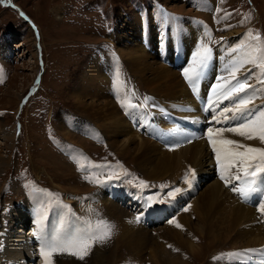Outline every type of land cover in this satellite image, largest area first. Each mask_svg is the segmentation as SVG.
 <instances>
[{
	"label": "rangeland",
	"instance_id": "374dc122",
	"mask_svg": "<svg viewBox=\"0 0 264 264\" xmlns=\"http://www.w3.org/2000/svg\"><path fill=\"white\" fill-rule=\"evenodd\" d=\"M140 1L144 2V0H16L17 4L26 9L25 11L34 17L38 24L41 40L44 45L45 58L47 60L43 81L37 93L41 94V96L33 98L25 107L22 113V121L24 124L23 132L20 137H17L15 134L14 123L15 112L17 111L18 105L23 96L34 85L33 78L39 69V61L35 49L37 37L18 16L16 12L17 10L15 11L13 8L3 4V0H0V60L8 64L10 71L8 82L0 86V200L2 199V190L7 176L13 171L17 172L22 166L29 167L32 173L40 178L44 184H50V186L52 185V187L56 189L65 192H73L74 194L92 190L88 184H85L78 179L70 161L62 154L57 153L49 145L47 135L50 130H47L46 126L51 117V124H53L51 126H53L56 132L62 135L64 139L71 140L91 151H96V154L100 157H110L113 163L118 162V166L113 168V172H124V170L134 171L141 178L144 177V181L148 185L145 187V190L148 192L149 197H158L159 200L164 201L162 202L164 204L174 203L176 209L175 212L178 213V215L186 213L188 217L189 209L192 205L190 202L220 177V169L217 167V164H213L211 160L204 158V167L195 170L196 175H201L199 177V184L197 185L195 183V190L190 188L195 194L187 193L186 187L188 184L181 183V180L175 179L171 176L155 180L146 172L140 170L132 154L126 153L122 155L119 153L118 149L112 145L110 135L107 137L105 136L108 143L107 148L102 147L101 149L100 146H97L80 135L72 132L64 123V119L61 115L62 110L73 111L79 116L87 119V121H91L84 114L86 103L85 105L81 103L75 95H78L81 86L86 88L88 93L93 95L91 92L92 88L89 90L90 87H93V83L95 82L93 81L94 75L91 73L93 70L96 73V78L99 77L96 81L104 82V85L102 84V91L112 90L110 86L111 79L116 77L117 82L114 84L124 88L125 92H123V96L125 93L127 94L120 76L122 73L128 74L129 72L131 76L135 77L134 79L137 84L135 89L144 95H147L148 93L150 94L144 81L135 75V73L129 68L126 58L124 60L122 56V51L126 50L124 47L129 45L135 46L138 40L141 39V45L147 48L151 45L157 49L156 56L160 59L158 50L159 24L153 20L152 22H149L148 27L146 24H144V27H141V18L138 13V2ZM162 1L169 7L176 11H180L183 14H188L192 11V14L199 12L193 8L192 4L183 2V0ZM192 1L193 3L196 2L195 0ZM220 1L222 0H218V2ZM96 2H99V4L102 5V9L94 7ZM251 2L252 4H250L248 0H223V7H221L219 16L217 17L220 22V33L231 36L233 33L240 30L241 37L245 39V33H247L248 29L251 27L253 34L257 32L262 33V39H264V0H251ZM251 5H253V7L256 6V9L253 10ZM198 6L201 5L198 4ZM248 11L253 13L252 19L248 14H245ZM243 16L248 17L247 19L250 22H247ZM187 21H189L190 24L192 23L191 20ZM241 21H243V23ZM145 27L149 32L144 33ZM154 29L156 33L152 32ZM224 29L225 31L223 32ZM106 39L111 40L114 47L115 45L117 46L121 55V60H116L113 67L111 64H108L109 62L105 57V48L100 49L99 58L95 57L90 49V43H94V47H96ZM6 53L13 56L5 58L4 55ZM170 61L173 62V59L170 58ZM119 63V70L116 71V67ZM107 65L109 66L108 69ZM101 67H105L106 70H109L110 83L102 77L100 72ZM169 68L173 70L175 69L173 67ZM175 70L179 73L181 79L185 80L183 75L177 69ZM83 81L84 83H82ZM257 90L259 89L254 88V93L251 95L255 94ZM261 93L262 92L259 90V95H261ZM255 98L258 99V96L256 95ZM255 98L254 100H256ZM88 100L87 102H89ZM116 102L118 105L117 107H119L122 114H124V108L121 107L120 101ZM222 105L223 104L219 106ZM144 106L145 108L140 109H146V105ZM44 107L48 109L47 113L40 112ZM216 109L217 108L214 106L213 111ZM208 111H205L203 114ZM217 112L219 111H214V113ZM140 116H142V113H140ZM137 118L138 120L140 119V123H143L138 115ZM154 118H156V116L151 115L150 121H153ZM184 120L188 122L185 127H189L192 132L195 131L194 127H196V129L199 128V123L190 121L188 118H184ZM211 120L210 124H213L214 121L213 119ZM131 123L133 124V121L130 122V124ZM189 123H192L193 126H190ZM153 125H156L157 128L155 130L160 132L161 140L165 143L158 141L150 130L149 137L155 142L158 141L157 143H162L163 146L166 144V146L170 148L169 145H171V141H173L175 137L169 135L166 130H162L158 121L156 124L153 123L148 127ZM140 129H142V127ZM65 130H67V133L72 134L74 138L68 136ZM147 130L148 129L146 128L143 132L146 133ZM99 131L103 133L101 129ZM139 132L143 136V132L141 130ZM197 135H200V137L203 136L198 132ZM225 137L234 139L231 136ZM257 143H259V146L257 145L255 147L264 148V143H261L260 140H258ZM61 165L65 166L66 169ZM189 179H192L191 174L189 175ZM161 185H167V187L162 188ZM224 186L225 190L231 192V196L239 199L232 193V190L227 188L225 183ZM177 187L181 188L182 191L176 194L174 198L168 197L167 193L173 191ZM13 189L15 194L19 193L20 189L17 184L16 186L15 183L13 184ZM94 190L96 189H93V191ZM96 191L97 193L99 192V190ZM92 205H99L104 212L102 214L107 217L110 216L107 210L108 208L102 202L96 200ZM252 206L258 207L259 200L252 201ZM11 214H13L14 222L23 219V214L19 211L12 210ZM132 218L134 219L135 216L132 215ZM190 218L195 220V215H190ZM109 219L115 224L112 215ZM260 219V223L263 224V218ZM197 221L200 220L197 219ZM195 222H193L192 225ZM137 223L140 224V222ZM168 223L169 222H162L158 226L152 228L154 230H157V228H167ZM18 229L22 230V228ZM181 229L183 228L179 227L180 231ZM121 231L122 229L119 225H111V237L109 241L103 242L105 246H97L93 252L83 260L58 258L60 260L55 262V264H91L90 261L93 259L97 260V258L103 260L104 264H152L148 261L150 256L149 249L147 250L144 248V252H141V254L138 255V258L132 249L128 248L126 245L127 243L124 242V236L121 234ZM191 237L194 239L192 243L199 247V250H195V253L197 254L194 255L186 245H184V251L182 250L181 254H184V256L186 255L185 257L188 256L190 261L193 262H191L192 264L221 263L219 260L225 259V256H227L226 259L232 257V255H228L230 253L225 251H232L234 248H237L230 242V237L226 239L223 238L221 242L213 243V245H210L209 239L206 238V240L204 236H202L203 238H198L199 235L198 237H193L191 235ZM10 239L8 240L7 254L12 258L10 254L11 248H9ZM168 249H170V247H168ZM247 249L252 250L254 247L249 246ZM175 251L176 250L174 249L173 254H175ZM220 253L223 254L218 255ZM253 254L256 259H261V257H257V252Z\"/></svg>",
	"mask_w": 264,
	"mask_h": 264
},
{
	"label": "bare ground",
	"instance_id": "6f19581e",
	"mask_svg": "<svg viewBox=\"0 0 264 264\" xmlns=\"http://www.w3.org/2000/svg\"><path fill=\"white\" fill-rule=\"evenodd\" d=\"M200 1L202 6L204 0ZM182 27L189 32L195 29L194 23L190 24L189 21L182 22ZM152 32H155V29ZM124 48L126 49L122 51L124 60L126 58L129 68L144 81L145 86L150 91L149 99L146 101H154L152 103L146 102V109H141V111L135 108L130 114V122L133 121V124H130L127 117L117 107L116 102L126 99L128 93L123 96L124 88L115 84H113L115 89L110 84L112 90L102 91L104 82L96 81L99 77L96 78V73L93 70L91 73L94 75L93 81L95 82L93 87L89 88V90L92 88L91 92L93 95L88 93L83 86L79 88L78 95H75L81 103L84 105L86 103L84 114L96 127L102 130L106 137L110 135L112 145L118 149L120 154H132L138 168L155 180L171 176L183 182L184 175L189 168L196 170L204 167V158L211 160L213 164L216 163L215 154L208 139L204 135L200 137L195 131L192 132L189 127L186 128L185 125L188 122L184 120V118H188L190 121L199 123L202 119L201 116L205 112L208 95L211 91V87H209L211 85L210 79H208L206 84L205 79L201 78L197 86L198 91L194 92L188 82L182 80L175 69L174 71L163 65L156 56V48L151 45L148 48L141 45V39L138 40L135 46L129 45ZM167 58L170 59L171 56ZM108 68L109 66L107 65ZM100 72L102 77L110 83L109 70L101 67ZM252 93H254L253 90ZM254 95L259 97V90ZM222 104L224 105V102ZM209 111H213V109ZM214 111H218V109ZM140 113H142V116H140ZM218 113L215 114L218 115ZM137 115L143 123H140ZM151 115L156 116L153 121H150ZM157 121L160 123L162 130H166L169 135L175 137L171 141V145H169L170 148L166 144L165 147L162 143H157L162 140L160 132L155 130L157 128L156 125L148 127L153 123L156 124ZM189 125L193 126L192 123H189ZM141 127L142 129L143 127L148 129L146 133H143V136L139 132L142 130L140 129ZM149 130L152 131V134L158 140L157 142L149 137ZM66 134L74 138L72 134L67 132ZM224 136H231L241 143H244L243 141L245 140V138L230 132H225ZM62 167L66 169L65 166ZM224 183L218 177L208 188L194 197V200L192 199L188 217L186 213L178 215L172 220L175 223L168 224L167 228L159 227L160 229L157 228V230H154V227L148 228L138 224L125 207L116 201L108 199L101 190L97 194V200L108 208V213L110 216L112 215L114 223L121 227V234L124 236V242L127 243L128 248H131L137 257L141 252H144V248L149 249L150 256L148 261L152 264H192L193 262L190 261L188 256L185 257L186 255L181 254L184 245L188 246L194 255L197 254L195 250H199V247L192 243L194 239L191 235L193 237H198L199 235L198 238H203L202 236L205 239L208 238L210 245L221 242L223 238L230 237V242L233 246L240 250L246 248L245 254H247V258H250L252 253L257 252V257L259 256L261 259L252 258V260L255 264H264V249H262L264 248V223H260V218L264 214L259 211L260 202L264 200V192L259 195L254 194L247 201H239V199L230 195L231 192L224 189ZM191 189L195 190V185ZM256 200H259V206L253 207L252 201ZM169 207L171 210L174 209L172 204ZM190 215H195V220H192ZM197 219L200 221H197ZM193 222L195 223L192 225ZM177 224L180 225V228H183L181 231ZM19 230L17 229V232L22 231ZM25 234L29 233L25 232ZM9 242L12 258L19 259L25 256L26 247L29 249L28 246H19L13 238ZM249 246H253L254 249L248 250L247 247ZM174 249L176 250L175 254H173ZM228 255H231V253ZM226 258L227 256H225V259L219 260L221 263L213 262V264L243 263L233 256L230 259ZM58 260L60 259L55 262ZM90 263L104 264L103 260L98 258L97 260H91Z\"/></svg>",
	"mask_w": 264,
	"mask_h": 264
},
{
	"label": "snow or ice",
	"instance_id": "6c2138e0",
	"mask_svg": "<svg viewBox=\"0 0 264 264\" xmlns=\"http://www.w3.org/2000/svg\"><path fill=\"white\" fill-rule=\"evenodd\" d=\"M241 22L243 23V21ZM228 52L235 53L225 65L224 70L229 75L227 77H216V83L211 85L205 111L214 109V106L218 108L224 101H229L232 106L224 107L218 113L221 119H218V115L215 113L212 119L216 123H228L230 121H237V123L232 127H209L207 139L215 154L217 167L220 169V179L225 182L226 186L231 185V190L247 201L254 194L264 192V148L253 147L229 139L224 136V133H234L247 140L259 139L261 143H264V106L252 107L255 96L254 94H248L250 90L254 89V85L248 83V77L252 75V71L248 69V76L243 78L237 75L245 65H252L260 70L258 83L264 84V39L261 38L258 32L253 34V31L249 29L245 33V39L241 40L236 46L229 48ZM212 59V48L208 43L201 40L192 53L188 66L182 70L184 79L194 92L198 91V83L204 76ZM0 82H2V78H0ZM148 99V97H145V100ZM120 103L126 111L129 108L138 107L131 103L130 98L121 99ZM229 113H231V116L228 115ZM79 167L83 169L85 165L80 164ZM232 169L236 170L234 174L231 171ZM124 172L126 174V170ZM189 173H191L192 179H195V170L189 168L184 175L185 183L191 187L192 179H189ZM111 178L110 175L109 179ZM116 178L119 177L116 176ZM84 179L92 181L93 177L85 176ZM233 181H237L238 184H234ZM95 182L100 183L99 180H95ZM139 186L147 187L148 185L145 181H140ZM161 187L164 188L167 185H161ZM181 191L182 189L177 187L168 192L167 196L174 198ZM148 202L162 203L164 201L159 200L158 197L150 196ZM65 207L67 206L65 205ZM259 211L264 214V200L260 202ZM47 216L48 209L44 208L37 211L35 217L36 231L34 235L40 241L39 256L43 264H54V257L64 253L83 260L90 254L91 249L97 242H106L111 237V226L103 220L97 221L95 227L89 223L87 227L72 232H64L62 224L61 229H58L55 234L45 237L43 233ZM139 220L140 217L137 216L136 222H139ZM169 223H175V221L170 220ZM177 227H180V225L177 224Z\"/></svg>",
	"mask_w": 264,
	"mask_h": 264
}]
</instances>
